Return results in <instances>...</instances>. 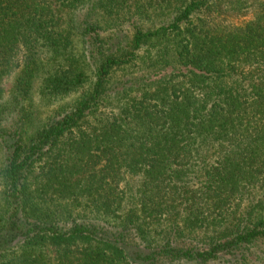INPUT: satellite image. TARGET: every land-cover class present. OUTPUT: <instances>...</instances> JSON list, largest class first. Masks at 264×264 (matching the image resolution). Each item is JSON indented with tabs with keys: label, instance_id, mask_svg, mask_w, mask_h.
<instances>
[{
	"label": "trees",
	"instance_id": "trees-1",
	"mask_svg": "<svg viewBox=\"0 0 264 264\" xmlns=\"http://www.w3.org/2000/svg\"><path fill=\"white\" fill-rule=\"evenodd\" d=\"M0 264H264V0H0Z\"/></svg>",
	"mask_w": 264,
	"mask_h": 264
},
{
	"label": "rangeland",
	"instance_id": "rangeland-1",
	"mask_svg": "<svg viewBox=\"0 0 264 264\" xmlns=\"http://www.w3.org/2000/svg\"><path fill=\"white\" fill-rule=\"evenodd\" d=\"M249 16H242V15H233V17H231V20L235 23H240L242 22L243 20L247 19ZM10 84V81L7 80V83H6V86H9Z\"/></svg>",
	"mask_w": 264,
	"mask_h": 264
}]
</instances>
